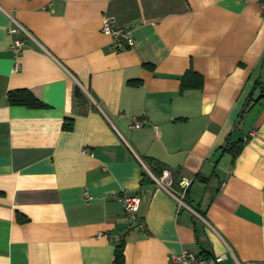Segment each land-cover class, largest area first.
<instances>
[{"label": "crops", "instance_id": "obj_1", "mask_svg": "<svg viewBox=\"0 0 264 264\" xmlns=\"http://www.w3.org/2000/svg\"><path fill=\"white\" fill-rule=\"evenodd\" d=\"M261 1L0 0V264H111L121 239L124 264L184 249L264 264ZM106 17L132 46L113 47ZM188 70L202 84L180 91ZM21 88L45 107L8 104ZM120 195L140 198L135 221Z\"/></svg>", "mask_w": 264, "mask_h": 264}, {"label": "built area", "instance_id": "obj_2", "mask_svg": "<svg viewBox=\"0 0 264 264\" xmlns=\"http://www.w3.org/2000/svg\"><path fill=\"white\" fill-rule=\"evenodd\" d=\"M261 14L264 18V0L260 2ZM20 25L16 22H13V25L8 28L9 34H15ZM102 32L109 34L111 36V43L116 49H123L125 47H130L134 44V38L131 34V31L115 24L111 18H104L101 26ZM23 42L18 39H12L10 44V49L14 53L15 57H18L22 51ZM19 67L18 63H14V69ZM147 122V119L142 117H133L131 127L139 128L142 127ZM180 190L175 193V198L180 205L183 204L182 199L186 188L189 185V181L180 180L178 182ZM118 199L123 204V209L130 221L136 220V212L139 207L140 198L136 195H120ZM223 256L216 257H204L197 252L189 250H181L178 253L172 254L170 256L171 264H219Z\"/></svg>", "mask_w": 264, "mask_h": 264}, {"label": "trees", "instance_id": "obj_3", "mask_svg": "<svg viewBox=\"0 0 264 264\" xmlns=\"http://www.w3.org/2000/svg\"><path fill=\"white\" fill-rule=\"evenodd\" d=\"M202 84V77L200 74L196 73L193 70H188L184 74V76L181 78L180 81V91H183L184 89L188 88H199ZM74 102L81 108L85 107L87 103L89 102L88 96L76 85L74 88ZM6 100L8 104L10 105H22L30 108H41L45 107V104H43L40 100H38L29 90L27 89H15L11 90L6 94ZM71 119H67L63 123L64 129H70L71 128ZM242 140H237L233 142H226V145L224 146V150L229 152L233 157H235L242 146ZM144 162L148 169L151 171V173L155 177H160L162 172L166 169H168L167 165L163 163L162 161L152 158V157H145ZM151 180L149 175L143 171L142 174V180L141 183L144 181ZM180 190V189H179ZM178 190V191H179ZM177 191V192H178ZM187 191L184 192L183 200L187 203V196H185ZM18 220H23L20 215H18ZM124 240H119L114 247V253H113V259L111 264H124ZM200 255L204 257H210L207 254H204V252H200Z\"/></svg>", "mask_w": 264, "mask_h": 264}]
</instances>
